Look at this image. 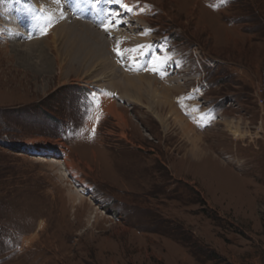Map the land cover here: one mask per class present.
<instances>
[{"label": "rangeland", "instance_id": "rangeland-1", "mask_svg": "<svg viewBox=\"0 0 264 264\" xmlns=\"http://www.w3.org/2000/svg\"><path fill=\"white\" fill-rule=\"evenodd\" d=\"M122 2L151 49L70 63L0 0V264H264V0Z\"/></svg>", "mask_w": 264, "mask_h": 264}, {"label": "bare ground", "instance_id": "bare-ground-1", "mask_svg": "<svg viewBox=\"0 0 264 264\" xmlns=\"http://www.w3.org/2000/svg\"><path fill=\"white\" fill-rule=\"evenodd\" d=\"M159 1L160 0H157V2ZM32 2L34 6L30 8H25L22 3L20 4V7H22L24 11L28 10V14H25L26 16H24V18L27 17V19L29 20V29L26 31V33L28 34V36L36 35L35 38H32L26 44H24V48H26L27 50L32 51L33 48H35V50H43L45 49V47H48L50 43V41L48 40V37L50 35L52 36V42L56 41L57 36H63V38H71V40H69L68 42L65 41L66 43H68L67 46L71 47L68 55V57H70V63L71 61H73L72 63H81V56L83 54L91 55V58L93 60H95L93 56L95 55L98 59L99 56L105 54V52L107 51L106 49L110 50L111 46L115 48L117 46V41H120L119 47L121 51H124L126 49H133V47L137 48L139 45L148 44L146 42L138 40L139 36H143V34H139L141 28L138 30L136 26L142 27V23L144 21V19H142L143 16L132 17L131 13L121 9L118 5H116V3H107L106 0H101V3L97 5V8L94 10L90 4L83 3L82 0H61V3L59 5L55 2V0H32ZM39 2L42 3V5L38 4ZM133 4L135 5V2H133ZM14 7L12 6V8ZM15 9H18V7H15ZM135 9L134 11H136ZM61 12L63 13L62 17ZM117 13L119 15L118 17H115V19H118L119 23L116 24L114 22L109 31H112L115 28L117 29V27L119 28L120 26L122 27L123 25H127L129 26V28H127L128 32H123L120 29V33L112 35V33H110L109 31H103L101 27L103 28L104 24H106L110 19H113V14ZM124 14H126L130 19H123L122 15ZM48 16L51 17L50 23L55 22L56 24L55 26H52L54 28H47L48 33L45 35L41 33V29L44 28L45 25L49 24V21L46 19V17ZM22 18L23 16H16V19ZM1 22L2 21H0V35L4 39L8 38L9 35L11 36L10 32H13V30L14 35L15 33H20V28H18V25L15 24V19L11 20L8 23L3 22L4 24ZM109 35H111L112 38H110ZM106 38L109 40H107ZM122 44H124V46ZM141 50L142 49L135 53L138 54L141 52ZM58 65L61 66L62 64ZM175 82L176 80H173V84ZM123 98L125 100H128V97L124 95ZM112 109L113 108H109L108 112L111 113Z\"/></svg>", "mask_w": 264, "mask_h": 264}, {"label": "snow or ice", "instance_id": "snow-or-ice-1", "mask_svg": "<svg viewBox=\"0 0 264 264\" xmlns=\"http://www.w3.org/2000/svg\"><path fill=\"white\" fill-rule=\"evenodd\" d=\"M55 2L59 5L61 3V0H55ZM83 3H86V4H90L91 7L95 10L97 8V5H99L101 3V0H82ZM107 3H116L118 4L122 9H124L126 12H129L131 13L133 11L132 7H130L127 3H123L122 0H106ZM224 0H221V4H223ZM79 6V5H77ZM118 13L117 14H113V19H110L106 24L103 25V29L104 31H109L110 27L112 26V24L115 22L116 24L119 23V20L118 19H115V17H118ZM63 16V13L61 12V17ZM46 19L49 21V24L48 25H45L44 28L41 29V33L42 34H47V27L50 26V21H51V17L48 16L46 17ZM150 29H145L143 34L144 35H149L150 34ZM31 38V37H29ZM120 41H117V46L115 48H113V51L116 52L117 56H123V52L120 50ZM148 49L150 50L151 49V45H139L137 48H133V49H126L124 51H127V52H137L139 51L140 49ZM172 60V57H165L164 60L161 62L163 65H166L167 62L171 61ZM177 66H179L177 64ZM154 72H157L158 69L157 68H153L152 69ZM161 74V78H163V74ZM94 131V130H93Z\"/></svg>", "mask_w": 264, "mask_h": 264}]
</instances>
